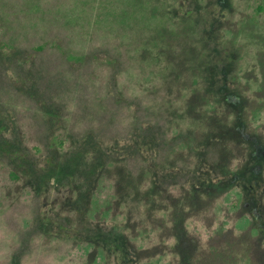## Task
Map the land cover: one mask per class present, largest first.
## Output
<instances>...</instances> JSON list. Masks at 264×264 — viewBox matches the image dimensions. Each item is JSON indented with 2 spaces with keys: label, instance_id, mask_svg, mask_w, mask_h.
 Returning a JSON list of instances; mask_svg holds the SVG:
<instances>
[{
  "label": "rangeland",
  "instance_id": "1",
  "mask_svg": "<svg viewBox=\"0 0 264 264\" xmlns=\"http://www.w3.org/2000/svg\"><path fill=\"white\" fill-rule=\"evenodd\" d=\"M219 61L238 109L211 90ZM0 125V264H264V164L249 161L264 142V0H0ZM136 128L159 133L156 150L111 153L101 172L115 184L87 209L123 249L31 246L38 202L48 211L55 195L34 196L11 155L56 165L54 145L91 132L112 148Z\"/></svg>",
  "mask_w": 264,
  "mask_h": 264
},
{
  "label": "trees",
  "instance_id": "2",
  "mask_svg": "<svg viewBox=\"0 0 264 264\" xmlns=\"http://www.w3.org/2000/svg\"><path fill=\"white\" fill-rule=\"evenodd\" d=\"M220 62L217 68L213 69L214 73L211 74V90L218 93L217 99L222 104L238 109L242 97L237 93L238 90L234 87L231 79L230 71L232 66L226 61ZM235 109L233 110L235 111ZM241 120L243 121L244 118H241ZM150 121L146 119L142 126L151 127V125H154ZM144 130L134 129L127 139L115 143L112 148H106L103 142L95 140L93 133H87V137L84 139L85 142L78 141L77 143L68 144L62 150H59L60 147L55 145L50 148L54 153L62 152L59 164H52L50 162L51 157L47 163L44 162L40 167H36V165L31 170L29 167L30 163L31 166L34 165L32 158L21 157L20 153L18 157L11 155V158L8 159V163L10 162L9 167L13 168L14 171L19 170L26 173L25 180L29 181L33 188L34 196H38L39 200H41L46 187L52 189L55 195V203L48 211H46L44 201L41 206L38 202V210L33 213L34 216L38 215V221L36 220L35 222L33 235L28 236L31 246L37 245L40 240H42V244L46 245L53 236L63 235L65 237L62 239L70 238L75 244L80 241H88L101 243L105 247H109L112 252L115 251L113 245H117L120 251L123 249L124 246H120L121 241L112 240L114 232L111 224L100 222L92 225L89 223L87 215L88 201L93 196L94 188L102 184H115L113 182L116 178L113 179L114 172H101L105 166L107 169L109 168L108 166L117 165H114L115 159L109 156L111 153H121L123 155L121 158L125 156L127 160L138 153L142 154V158L146 160L147 152L156 150V144L160 143L157 140L159 133L152 132L150 134L149 129L145 128ZM0 133L2 135L5 134V130L1 125ZM4 147L2 146V149ZM6 147L8 146L6 145ZM251 148L253 158L249 161L263 166L264 142L253 144ZM261 152L263 154H260ZM94 162L96 163L97 172L87 171L90 166L94 165ZM147 163L151 169L154 168L157 172H162V170L157 169L153 158L149 157ZM178 171L180 172L179 168H172L171 171L164 172L171 186L176 185L178 182L175 178ZM161 174L164 176L163 173ZM245 181L246 183L248 182V180ZM249 182L251 186L254 184L252 181ZM220 183H224V180H220ZM251 189L248 186L247 190ZM252 213L255 216L256 212ZM255 220H257L256 216ZM116 235L118 234L116 233ZM116 258L120 259L123 257L117 256ZM118 264H130V262L127 261L125 256L124 260H119Z\"/></svg>",
  "mask_w": 264,
  "mask_h": 264
}]
</instances>
